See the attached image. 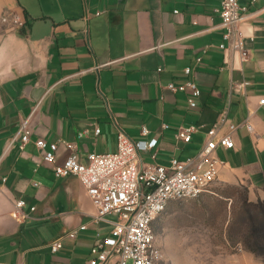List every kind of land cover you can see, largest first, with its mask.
Listing matches in <instances>:
<instances>
[{
	"label": "crops",
	"instance_id": "obj_1",
	"mask_svg": "<svg viewBox=\"0 0 264 264\" xmlns=\"http://www.w3.org/2000/svg\"><path fill=\"white\" fill-rule=\"evenodd\" d=\"M221 2L89 0L86 37L83 0H0V263L88 264L98 230L106 235L110 228L94 223L95 206L76 176L54 174L38 138L58 143L56 164L65 162L67 142L77 144L85 161L91 152L116 151L120 126L136 140L157 138L143 161L168 164L173 156L196 154L225 116L218 135L230 124L237 128L234 147L217 149L219 180L246 185L251 200L264 198V0H240L248 6L240 25L246 60L219 46ZM6 11L18 13L26 26L10 30L2 20ZM106 62L99 72L78 73ZM187 79L200 88L196 107L189 106V90L165 87ZM24 119L31 140L22 148L20 140L11 141ZM180 126L197 128L189 142L176 138ZM17 199L26 202L24 221L11 214ZM56 239L63 246L53 252Z\"/></svg>",
	"mask_w": 264,
	"mask_h": 264
},
{
	"label": "built area",
	"instance_id": "obj_2",
	"mask_svg": "<svg viewBox=\"0 0 264 264\" xmlns=\"http://www.w3.org/2000/svg\"><path fill=\"white\" fill-rule=\"evenodd\" d=\"M88 2L89 0H83L86 37L89 35V21L92 17ZM247 10L248 6L240 0H222L218 9L224 29L223 42L219 46L224 50L239 52L242 60H246L249 55L240 29ZM95 15H101V11H96ZM2 20L8 24L10 30L16 31L26 26V20L16 12L6 11ZM201 59L198 57L197 62ZM109 63H98L78 73L99 72ZM184 71L189 74L191 68L186 67ZM246 84L247 82L240 83L238 87H245ZM165 87L172 92L189 90V106H197L196 98L200 95V88L195 80L187 79L182 84L170 82ZM101 96L106 99L103 93ZM259 102L264 105V97ZM225 121L223 116L209 128L208 138L196 154L184 159L173 156L168 164L143 161L142 152L155 148L157 138L136 140L120 126H117V150L91 152L85 161L79 157L77 144L67 142L70 152L63 164H56L58 143H48L43 138L35 140L37 148L43 152V160L52 165L57 177L74 175L86 188L96 209L93 215L94 223H105L110 227L106 235H102L98 230L88 264H158L162 253L156 243V221L172 201L199 198L210 192L211 184L219 178L222 164L217 156L218 147L233 148L235 145L232 134L237 128L236 125L230 124L228 133L218 135L219 128ZM247 126L252 128L249 122ZM168 127V124H163V128ZM196 130L195 126H180L175 136L178 140L189 142ZM95 132L99 133V129L96 128ZM148 133L149 129L143 126L141 134ZM83 134L80 132L78 136L82 137ZM16 140H20L22 148L31 140L28 119L21 121L11 142ZM152 157H156L155 152ZM25 206L23 199L15 200L12 217L17 221H24L28 217ZM34 209V206L31 207V210ZM86 228V224L80 226V229ZM76 232L70 231L68 236L75 238ZM62 246V239H56L51 243V250L57 252Z\"/></svg>",
	"mask_w": 264,
	"mask_h": 264
},
{
	"label": "rangeland",
	"instance_id": "obj_3",
	"mask_svg": "<svg viewBox=\"0 0 264 264\" xmlns=\"http://www.w3.org/2000/svg\"><path fill=\"white\" fill-rule=\"evenodd\" d=\"M248 191L218 178L203 196L172 201L155 224L158 264H264V198Z\"/></svg>",
	"mask_w": 264,
	"mask_h": 264
}]
</instances>
